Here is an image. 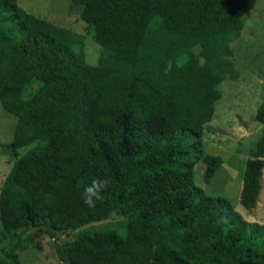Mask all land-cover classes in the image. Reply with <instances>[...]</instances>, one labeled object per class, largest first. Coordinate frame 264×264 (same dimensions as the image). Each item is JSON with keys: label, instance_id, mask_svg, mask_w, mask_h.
Masks as SVG:
<instances>
[{"label": "trees", "instance_id": "trees-1", "mask_svg": "<svg viewBox=\"0 0 264 264\" xmlns=\"http://www.w3.org/2000/svg\"><path fill=\"white\" fill-rule=\"evenodd\" d=\"M255 1L71 0L98 46L90 65L83 35L0 0V105L16 118L3 148L18 157L0 186V242L19 230L72 234L58 246L67 264H264V224L193 179L199 161L205 183L223 163L202 138ZM255 120L248 212L262 189L264 101ZM95 178L109 187L89 208L82 193ZM20 247L0 264H19Z\"/></svg>", "mask_w": 264, "mask_h": 264}, {"label": "rangeland", "instance_id": "rangeland-1", "mask_svg": "<svg viewBox=\"0 0 264 264\" xmlns=\"http://www.w3.org/2000/svg\"><path fill=\"white\" fill-rule=\"evenodd\" d=\"M17 1L35 17L83 35L86 62L96 64L98 46L90 38L86 24L79 19L80 9L71 0ZM242 21L241 31L230 44L229 60L235 65V76L226 78L221 84V98L214 104V116L205 125L202 138L204 153L221 157L223 163L212 180L205 183L204 165L199 161L194 166L193 179L208 195L227 199L245 220L264 224V169L256 207L248 212L240 204L244 165L263 131V126L255 120V113L264 101V0H256ZM38 86V82H33L23 95L29 96ZM15 124L16 118L0 105V186L18 159L3 148L12 141ZM28 149H21L19 156ZM16 233L14 242L22 241V247L16 250L19 264H67L59 255L58 246L62 241L71 240L72 234L53 237L45 230ZM14 242L11 238L0 242V260L7 258Z\"/></svg>", "mask_w": 264, "mask_h": 264}, {"label": "clouds", "instance_id": "clouds-1", "mask_svg": "<svg viewBox=\"0 0 264 264\" xmlns=\"http://www.w3.org/2000/svg\"><path fill=\"white\" fill-rule=\"evenodd\" d=\"M109 187L107 179L95 178L85 186L82 193L83 203L89 208H95L98 201L104 200V192Z\"/></svg>", "mask_w": 264, "mask_h": 264}, {"label": "crops", "instance_id": "crops-1", "mask_svg": "<svg viewBox=\"0 0 264 264\" xmlns=\"http://www.w3.org/2000/svg\"><path fill=\"white\" fill-rule=\"evenodd\" d=\"M246 221H248V222H254V221H252V220H249V219H246Z\"/></svg>", "mask_w": 264, "mask_h": 264}]
</instances>
